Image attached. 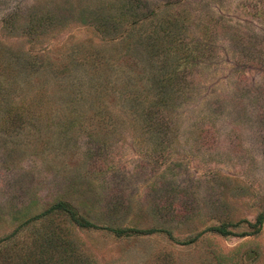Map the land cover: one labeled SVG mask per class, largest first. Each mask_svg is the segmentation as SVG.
<instances>
[{
  "label": "rangeland",
  "instance_id": "obj_1",
  "mask_svg": "<svg viewBox=\"0 0 264 264\" xmlns=\"http://www.w3.org/2000/svg\"><path fill=\"white\" fill-rule=\"evenodd\" d=\"M259 214L264 0H0V264H264Z\"/></svg>",
  "mask_w": 264,
  "mask_h": 264
},
{
  "label": "trees",
  "instance_id": "obj_2",
  "mask_svg": "<svg viewBox=\"0 0 264 264\" xmlns=\"http://www.w3.org/2000/svg\"><path fill=\"white\" fill-rule=\"evenodd\" d=\"M170 26V25H169ZM167 28H170V27ZM166 31V30H164ZM169 79L172 82H176V83H180V81L183 80V77H180L179 75H171L169 76ZM153 111H147V114L155 112L156 109H151ZM52 210H60L63 212L68 213L69 217L72 219V221L79 227L81 228H88V227H93V223H91L90 221H88L87 219H85L84 217L81 216H77L75 211L66 203L64 202H58V203H54L49 209H47L45 212H50ZM264 223V215L263 214H259L256 216L254 222L249 223V225L253 228V232H258L262 226V224ZM134 229L127 227V228H118V229H113V231L117 234V235H122L123 233H127L130 232ZM154 229H147L146 232H152ZM207 230H210L214 233H217L221 236H228L230 234H233L232 231L230 229L227 228V224L226 223H222L219 225H215V226H211L209 227ZM38 247V246H37ZM40 248H44L43 246H41ZM43 250V249H41ZM34 252V250L32 251ZM34 257V255H32ZM40 257V258H39ZM39 257H34L31 259H20V261L17 262V264H48V259L44 257V255H41Z\"/></svg>",
  "mask_w": 264,
  "mask_h": 264
}]
</instances>
